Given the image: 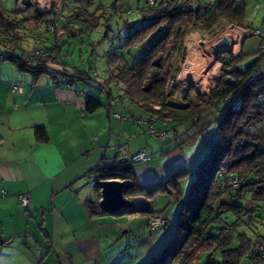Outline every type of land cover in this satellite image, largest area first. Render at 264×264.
I'll use <instances>...</instances> for the list:
<instances>
[{"label": "trees", "instance_id": "1", "mask_svg": "<svg viewBox=\"0 0 264 264\" xmlns=\"http://www.w3.org/2000/svg\"><path fill=\"white\" fill-rule=\"evenodd\" d=\"M58 1L62 11L54 17L65 30V35L63 32L56 36V41L61 46L59 50L71 39L78 40L79 47L88 44L92 48L95 42L88 40L89 36L99 26H104L102 38L108 42L103 55L105 69L108 68L113 73L116 83L125 89L130 102L149 114L147 119L155 117L156 123H171L172 128L166 131V137L159 139L162 142H174L172 149L164 151V154L181 148L192 140L189 132L196 125L198 127L194 130L201 139H205L203 137L211 126L206 124L205 118L209 117V112L217 114L215 133L208 141L203 142L205 146L200 145L202 153L193 169L178 166L167 175L165 181L149 186H139L134 181L133 165L138 163L129 160V156H115L107 166H103L104 159L91 171L96 188V183L100 180L116 179L124 182L125 197L144 195L151 198L155 194L166 193L176 202L181 196V182L185 177H191L188 195L180 203L173 234L148 264H194L205 251H209L210 255L219 253L221 264H248V254L255 241L264 237V231L256 233L254 239L240 231L246 228L254 232L263 220L260 212L264 211V74L255 80L251 78L259 72L258 64L264 58V53L259 49L256 54L224 56L220 62L222 76L216 79L215 88L202 101L199 95H195V100L190 101L192 85L187 94L182 93L184 103L181 105L171 100L174 95L171 88L168 89V78L178 73V65L185 54L183 40L186 33L190 30L210 32L222 22L240 26L245 17L244 4L240 0L204 3L196 0H160L154 6L146 3L144 7L137 8V14L139 18H149L148 22L129 32L121 42L119 30L113 32L108 23L110 18L116 16L121 29L132 27L134 22L127 17L133 14L130 7H124L116 1L95 7V0H72L71 8L64 9L65 0H51V10H54ZM58 14L64 20L57 18ZM48 15L51 14L35 13L30 20L37 17V24L34 25L36 30H28L29 35H26H37L36 39L41 41L48 34L47 29H44ZM22 18V13L19 18L11 19L0 12V35H3L0 42L6 47L0 51L3 60L12 62L19 70L31 72L34 80L41 74H49L63 85L92 78L103 80L99 85L109 81L101 73L104 69H96L91 65L92 52L88 53V70L78 66H70L71 71L66 69L68 63L65 58L55 59L49 65H44V60L35 65H27L21 57L27 50L15 53L14 49L17 43L26 38L19 33L20 29H27L26 24H22L27 23V20L23 22ZM49 36L44 39L48 43L41 41L36 47H49L54 42L53 36ZM63 36H66L65 40ZM7 45L10 46L9 50ZM137 50H143L144 53L130 63L128 58ZM255 56L258 57L255 64L250 69H244L243 63ZM55 65L58 67L55 68ZM47 67H51V70H47ZM227 77L234 80V83L228 82ZM235 90L234 101H225ZM85 101L87 112H93L101 106L92 95H86ZM179 125H185L181 133L177 129ZM170 131L173 132L171 138ZM38 132L41 139L45 140V131L40 128ZM232 177L239 180L234 187L229 182ZM248 202H251L250 207L247 206ZM91 205V208L98 207L106 212L98 203L91 202ZM162 212L163 210L135 211L128 208L115 214H139L146 219L148 216L163 215ZM225 214H231L234 220L228 223ZM144 222L146 225V221ZM234 240H237L236 245H233Z\"/></svg>", "mask_w": 264, "mask_h": 264}, {"label": "crops", "instance_id": "2", "mask_svg": "<svg viewBox=\"0 0 264 264\" xmlns=\"http://www.w3.org/2000/svg\"><path fill=\"white\" fill-rule=\"evenodd\" d=\"M240 2L245 6L242 24H230L229 32L223 34L234 37L231 54H256L264 40V0ZM139 7L141 0L137 2ZM253 30H259L260 35H252ZM30 37L32 46L26 50L41 43L37 37ZM72 41L66 44L76 47ZM189 49L190 61H194L193 48ZM62 50H58L60 55ZM65 68L72 70L68 65ZM257 70L264 74V58ZM44 76L34 80L31 72L0 61V264H148L173 234L180 206L171 203L166 193L151 198L125 197L135 202V211L147 205L148 209L163 210L173 225L159 230L149 229L144 215L91 208V202L99 204L100 200L91 171L118 153L126 158L145 149L151 159L133 165L134 181L139 186L159 184L178 166L191 169L201 148L186 154L181 147L164 154L163 142H155L146 133L148 125L134 122L140 117L147 119L149 114L137 113L144 109L128 97L120 108L116 107L115 89L109 81L104 83L105 90L99 79L85 78L63 85L49 74ZM186 80L192 82L189 77ZM13 86L19 90L13 91ZM86 95L97 98L101 106L87 112ZM114 112H121L125 118H116ZM154 127L165 131L172 128L169 122H157ZM40 128L45 131V140L38 132ZM19 194L28 195L26 208L20 204Z\"/></svg>", "mask_w": 264, "mask_h": 264}, {"label": "rangeland", "instance_id": "3", "mask_svg": "<svg viewBox=\"0 0 264 264\" xmlns=\"http://www.w3.org/2000/svg\"><path fill=\"white\" fill-rule=\"evenodd\" d=\"M113 1L114 2L116 1L117 4H120L124 7L130 6L131 9H133L132 10L133 14L127 16L130 21L134 22V25H132V27H130L128 29L127 28L121 29L120 23H119L118 18L116 16H113L112 18H110L111 20L108 23V25L110 26V28L113 32H117L119 30L121 42H123V40L129 34V32L133 31L135 28L140 27L144 23L148 22L149 18H147V17L146 18H139L138 14H137V8H136L137 1L136 0H128L127 1L128 3H126L125 0H95L94 6L96 7L99 4H101L102 6H106V5L110 4V2H113ZM211 1H213V0H211ZM71 2H72V0H66V4L68 7H71ZM55 5L56 6L54 7V10H51L52 9L51 0H0V12L2 14H4V16H9L11 19L15 18V17L19 18L21 16V13H22L23 22H24V20L25 21L27 20V23H22V24L23 25L26 24L25 26H27V29L22 28V29H20L19 33H20V35H22L23 38H25L24 33L26 31L32 30L33 32H35V30H36V29H34V25L37 24V19H36L37 17L35 19L33 18V20H30L31 17L34 16L35 13H49L51 15H48L47 18L52 19V17L54 18L55 14L62 11L59 1ZM145 5H146V0H141V6L144 7ZM92 10H93V8H92ZM122 11H123V9H122ZM125 15L126 14H124V16ZM44 25H45L44 29H46V23ZM229 26H231V25L226 23V22H222V23L218 24L210 32H207V31L204 32V31H200V30H190L186 33L184 40H183V48L185 50V54H184L183 59L180 61L179 65H178L179 71L173 77L168 78L169 86L171 85L170 87L168 86V89L171 88V92H173V95H174L171 98V100L175 101L176 104L181 105L184 103L182 100V93L187 94L189 91L188 89H189L190 85H192V87H193V89L191 90V94H190V101L195 100V95H199L201 97V101H202L203 100L202 98H206V96L208 94H210V92L215 88V87H212L213 89L211 90V86H209V83H208V82H210L209 80L212 79L216 75L219 76L218 78H220L222 76V69H221V63H220L221 59L226 55H233V54H231V52H232L231 39L233 40L234 37L230 33L227 34V36L225 34H223V32H226V33L229 32V30H230ZM55 29L56 30L53 34H54L55 39H56V36H58L62 33L64 27L61 25L60 27H55ZM104 30H105L104 26H99L96 29V31H94L90 35L91 40H93L95 42L94 43L95 45L92 48H90L89 46H85V45H82L81 47H79L80 45H77L78 41H76V42L72 41V44L76 45V47L72 46V45L65 44L63 47L61 56L66 59V62L68 63L69 66H78V67L79 66H82V67L85 66L84 67V68H86L85 70H88V68H89V64L87 63L88 58H89L88 53L92 52L93 61L91 62V65H93V67L96 69H105V57L103 55H104L106 49L108 48V42L103 40V38H102V34L104 33ZM28 33L29 32H27L26 34L29 35ZM2 36L3 35H0V38ZM36 36L37 35H35V37ZM47 36L50 37L47 34V35L43 36V38H42L43 40L41 39V41H44V43H48L49 42L48 40H44V39L48 38ZM223 38H226L228 40V45L227 46L221 45L219 47H216V44L219 41H221ZM1 43H2V41L0 42V51L4 50L6 48V47H3V44H1ZM31 43H32L31 37L30 36L26 37L25 40H22L21 42L17 43L16 48H14L15 53L20 52V50H21V49H19L20 47L24 48L25 50L28 49L30 46H32ZM66 46H68V47H66ZM189 47L193 48L192 54H194V56L197 58L194 61H192V60L190 61V52L191 51L188 52L190 50ZM185 48H187V51ZM225 49H229L231 51L230 52L223 51ZM79 50H80V53H79ZM143 53H144L143 50H137L135 52L133 51L131 57L128 58L129 62L133 63ZM234 56H236V55H234ZM53 60H55V59L50 58V56H48V58L44 59V65H47V64L49 65V63ZM0 61H5L6 63H8V60H3L1 58V56H0ZM189 61L192 63L191 67L189 66L190 65ZM219 65H220V67H219ZM220 72H221V75H219ZM45 75H47V76H44L45 78L48 77V74H45ZM183 75H185L186 79L189 77V79H191L192 82H187V80L185 78H183ZM99 80L101 82H103V80H101V79H99ZM215 82H216V79H215L214 83ZM137 113H141L144 115L147 114L145 110H140V109L137 110ZM216 115L217 114L215 112H209V115H208L209 117L205 118L206 124H208V126L211 125L208 133L206 134L205 137H203L205 139H201L199 134L194 130V129H197V127H198L197 125L190 129L191 130L190 135L192 134L191 135L192 140H190L189 142H187L185 144V146H183L182 151L184 153L189 154L190 152L198 150L200 148V145L202 146L204 144L203 142L205 140L209 139L210 136L215 133ZM205 120H203L202 123H204ZM134 122L136 123V120H134ZM181 127L182 126L179 125V126H177V129L178 130L185 129V125H183L182 128ZM148 136L150 137V139H155L154 140L155 142H158L157 140H159V139H157V138H155L149 134H148ZM160 144L164 145V148H163L164 151H169L174 146L173 142H167V141H165L163 143L160 142ZM167 155H168V153H167ZM199 158L196 159L194 164L191 165V169H193L195 167ZM190 183H191V177L190 176L185 177L184 180L181 182L182 193H181V196L179 198V201L176 202L175 200H173V197L170 196L171 203L175 204L176 206H178V205L180 206L181 201L186 199V196L188 195ZM232 187H234V185H232ZM224 197L226 198V196H224ZM130 201H132V200H130ZM133 203H135V202L134 201L131 202L132 206L129 209L133 208ZM250 205H251V202H248L247 206L250 207ZM147 206H146V209H148ZM260 215L262 216L263 220H261V223L256 226V228L254 229L255 230L254 232L250 231L246 228L240 229V231H243L251 239H254V235L256 233L260 234L264 231V211H261ZM156 216H163V215L158 214L155 216H148V217L155 218ZM225 217L228 218V220H227L228 223L230 221L234 220V218L231 214H225ZM126 218H129L130 221L133 219L132 216L131 217L126 216ZM166 225H168V226L170 225V227H172L173 222H171L170 224L168 222ZM166 225H164L163 227L159 226L157 229H162ZM173 228L174 227H172L171 231H173ZM236 242H237V240H234L233 245H236ZM210 254L211 253L209 251L202 252L199 255V257L197 258V260H195L194 264H207L208 262H212V264H221V256L219 253H214L212 255H210Z\"/></svg>", "mask_w": 264, "mask_h": 264}, {"label": "built area", "instance_id": "4", "mask_svg": "<svg viewBox=\"0 0 264 264\" xmlns=\"http://www.w3.org/2000/svg\"><path fill=\"white\" fill-rule=\"evenodd\" d=\"M160 0H146V3L148 6H154L156 4V2H158ZM57 18L59 19H63L64 17L61 14H58ZM60 27L61 24H59L56 20V18L52 17V19H48L46 22V29H47V33L49 35L54 36V32H55V27ZM127 26H129V24H127ZM252 35L255 36H259L260 35V31L259 30H253L251 32ZM55 37V36H54ZM60 43L58 41H55L54 43H52L49 47L45 48V47H35L33 49H31L30 51H26L23 52V54L21 55L22 60L27 64V65H35L40 63L42 60L48 58V56H50V58H54V59H59V60H64V57H62L60 55V53H58V50L60 49ZM260 50L262 52H264V40L260 46ZM232 53V52H231ZM54 61V60H53ZM47 70H51L50 67L46 68ZM101 73L104 77L109 78V83L111 85V87H113L115 89V96L113 99V104L116 107L122 106L123 102L127 100V95L125 93V89L122 88L118 83H116L115 79H114V75L113 73L108 69H104L101 70ZM262 72H257L256 76L251 78L252 80H255L256 78H258L260 75H262ZM221 75V72L220 74ZM219 76H214L212 79H210L208 82L209 86H211V90L213 89L212 87H215V79H217ZM111 78V79H110ZM101 87L103 89H106V85L103 83L101 85ZM210 89V88H209ZM13 91H18L19 88L13 86L12 87ZM235 91L231 92L226 98L225 101L232 103L235 99ZM113 115L116 118L119 119H124L125 116L122 115V113L120 112H114ZM157 119L155 117H151L149 119H136V123L139 126L148 125V128L146 130V133L157 138L160 140H163L166 137V131H162V130H158L153 128V125L156 123ZM117 158H120V154L118 153ZM129 160H131L133 163H145L148 162L151 159V156L146 152L145 149H141L133 154H131L129 157ZM112 162V159H106L103 163V166H107L110 165ZM238 178L236 177H232L229 182L230 185H237L238 184ZM18 200L20 202V204L22 205L23 208H26L29 204V199H28V195L27 194H19L18 195ZM146 221V225L149 228L152 229H157L159 226L163 227L164 225H166L169 220L167 217L165 216H156L155 218H150V217H146L145 219ZM249 257H248V264H264V237L258 239L255 241L253 247L251 248L250 252H249Z\"/></svg>", "mask_w": 264, "mask_h": 264}, {"label": "water", "instance_id": "5", "mask_svg": "<svg viewBox=\"0 0 264 264\" xmlns=\"http://www.w3.org/2000/svg\"><path fill=\"white\" fill-rule=\"evenodd\" d=\"M221 45L227 46L228 40L223 38L216 44V47ZM223 51L230 52L231 50L225 49ZM258 60V57H252L243 63L244 69H250L255 62ZM226 80L230 83H234L230 77H227ZM97 188L99 189V204L101 207L108 212H118L122 209L130 208L131 201L123 195L124 182L116 179L100 180L96 183Z\"/></svg>", "mask_w": 264, "mask_h": 264}]
</instances>
